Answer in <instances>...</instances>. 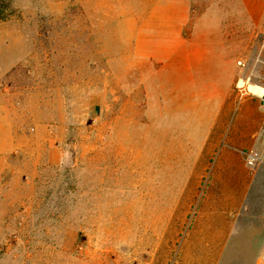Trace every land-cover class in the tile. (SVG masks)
I'll return each mask as SVG.
<instances>
[{"label":"rangeland","instance_id":"rangeland-1","mask_svg":"<svg viewBox=\"0 0 264 264\" xmlns=\"http://www.w3.org/2000/svg\"><path fill=\"white\" fill-rule=\"evenodd\" d=\"M0 7V264H264V156L220 160L215 138L225 59L264 89V19L240 0Z\"/></svg>","mask_w":264,"mask_h":264},{"label":"crops","instance_id":"crops-1","mask_svg":"<svg viewBox=\"0 0 264 264\" xmlns=\"http://www.w3.org/2000/svg\"><path fill=\"white\" fill-rule=\"evenodd\" d=\"M240 1L253 23L264 19V0ZM222 61L219 59V66ZM225 62L226 74H222L219 69V136L215 137L219 138V159L234 160L240 151L247 150L264 156V141L261 138L264 129V104L247 89L243 93L235 89L239 74L232 68L231 58L225 59Z\"/></svg>","mask_w":264,"mask_h":264},{"label":"built area","instance_id":"built-area-1","mask_svg":"<svg viewBox=\"0 0 264 264\" xmlns=\"http://www.w3.org/2000/svg\"><path fill=\"white\" fill-rule=\"evenodd\" d=\"M237 63H238V65H240L242 67L244 66L242 61H238ZM255 96H258V95H255ZM258 97L261 100V102L264 104V92ZM262 138L264 139V129H263V132H262ZM245 157H246V161H247L248 165L253 166L256 163V161H257V154L254 153V152H247L245 154Z\"/></svg>","mask_w":264,"mask_h":264},{"label":"bare ground","instance_id":"bare-ground-1","mask_svg":"<svg viewBox=\"0 0 264 264\" xmlns=\"http://www.w3.org/2000/svg\"><path fill=\"white\" fill-rule=\"evenodd\" d=\"M246 89L249 93H252V94L258 95V96H260L264 92V89L257 86V85L248 84Z\"/></svg>","mask_w":264,"mask_h":264},{"label":"trees","instance_id":"trees-1","mask_svg":"<svg viewBox=\"0 0 264 264\" xmlns=\"http://www.w3.org/2000/svg\"><path fill=\"white\" fill-rule=\"evenodd\" d=\"M3 9L0 7V19H2Z\"/></svg>","mask_w":264,"mask_h":264}]
</instances>
